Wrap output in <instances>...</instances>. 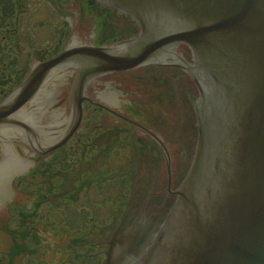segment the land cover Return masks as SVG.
I'll use <instances>...</instances> for the list:
<instances>
[{"label": "flooded vegetation", "instance_id": "flooded-vegetation-1", "mask_svg": "<svg viewBox=\"0 0 264 264\" xmlns=\"http://www.w3.org/2000/svg\"><path fill=\"white\" fill-rule=\"evenodd\" d=\"M148 16L0 0V264H133L169 221L211 92Z\"/></svg>", "mask_w": 264, "mask_h": 264}, {"label": "water", "instance_id": "water-1", "mask_svg": "<svg viewBox=\"0 0 264 264\" xmlns=\"http://www.w3.org/2000/svg\"><path fill=\"white\" fill-rule=\"evenodd\" d=\"M107 1L167 28L156 48L191 46L211 92L180 200L133 264H264V0Z\"/></svg>", "mask_w": 264, "mask_h": 264}]
</instances>
